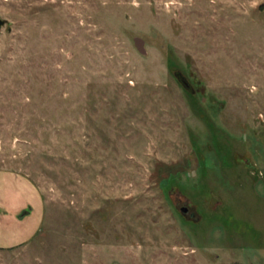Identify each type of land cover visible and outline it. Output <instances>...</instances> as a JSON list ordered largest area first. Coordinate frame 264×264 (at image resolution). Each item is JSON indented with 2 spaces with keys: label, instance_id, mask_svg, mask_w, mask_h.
<instances>
[{
  "label": "rangeland",
  "instance_id": "rangeland-1",
  "mask_svg": "<svg viewBox=\"0 0 264 264\" xmlns=\"http://www.w3.org/2000/svg\"><path fill=\"white\" fill-rule=\"evenodd\" d=\"M0 19V264H264V0Z\"/></svg>",
  "mask_w": 264,
  "mask_h": 264
},
{
  "label": "water",
  "instance_id": "water-1",
  "mask_svg": "<svg viewBox=\"0 0 264 264\" xmlns=\"http://www.w3.org/2000/svg\"><path fill=\"white\" fill-rule=\"evenodd\" d=\"M6 23H7V22H6L5 20H1V19H0V29H1L3 26H5ZM133 42H134V46H135V48L137 49V51H138L140 54H144V51H143V48H142V46H143L142 41L139 40V39H137V38H135ZM174 77H175V79L177 80V82L180 84V86H181L183 89H185L186 91L190 92L189 85L187 84L186 80H185V79H184L179 73L175 72V73H174ZM179 212H180L181 214H186V212H187V208L182 207V208L179 209ZM192 217H193V214H189V218H192Z\"/></svg>",
  "mask_w": 264,
  "mask_h": 264
},
{
  "label": "flooded vegetation",
  "instance_id": "flooded-vegetation-1",
  "mask_svg": "<svg viewBox=\"0 0 264 264\" xmlns=\"http://www.w3.org/2000/svg\"><path fill=\"white\" fill-rule=\"evenodd\" d=\"M189 89H190V92H192V89H191V87H190V86H189ZM187 212H188V210H187ZM187 212H186V213H187Z\"/></svg>",
  "mask_w": 264,
  "mask_h": 264
}]
</instances>
